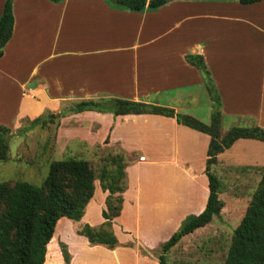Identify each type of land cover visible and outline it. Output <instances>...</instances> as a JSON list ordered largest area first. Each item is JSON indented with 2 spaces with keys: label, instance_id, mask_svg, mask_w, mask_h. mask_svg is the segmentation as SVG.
Segmentation results:
<instances>
[{
  "label": "crops",
  "instance_id": "0c3cea01",
  "mask_svg": "<svg viewBox=\"0 0 264 264\" xmlns=\"http://www.w3.org/2000/svg\"><path fill=\"white\" fill-rule=\"evenodd\" d=\"M5 2L0 0V16ZM11 9L12 35L0 57L2 127L18 129L21 120L41 118L66 103L108 100L166 107L209 124L212 102L202 74L185 60L186 55H200L221 99L222 123L234 126L245 118L264 129V0L250 5L238 0H168L158 8L140 11L119 6L115 0H12ZM72 115L92 120L87 126L106 133L112 149L138 147L125 144L132 140L141 144L146 139L141 128L155 126L160 133L156 147L163 148L168 136L172 150L168 159L150 164H183L191 169L197 164L193 174L203 185L198 201H189L191 207L178 218L171 215L182 202L153 205L155 215L149 220L141 219L138 201L135 240L156 248L179 227L183 214L198 215L204 210L209 193L205 176L209 137L160 115L114 116L95 111ZM121 127L122 135L116 136ZM263 145L237 140L218 154L217 164L238 161L233 155L237 146L264 150ZM147 160L139 157L141 163ZM84 216L88 217L85 212ZM119 218L112 225L121 243L124 232ZM165 224L172 228L150 242L152 226ZM148 260L158 264L154 255Z\"/></svg>",
  "mask_w": 264,
  "mask_h": 264
},
{
  "label": "rangeland",
  "instance_id": "374dc122",
  "mask_svg": "<svg viewBox=\"0 0 264 264\" xmlns=\"http://www.w3.org/2000/svg\"><path fill=\"white\" fill-rule=\"evenodd\" d=\"M71 105L72 103H66L59 109L45 113L41 117L39 125L32 128L28 127L30 120H21L18 129H10V132L6 134L11 136L7 142V157L0 161V183L4 182L9 187L18 181L40 185L48 173L49 165L56 161L84 160L95 172L97 179L95 178L94 181V197L85 210L88 217L84 216L79 222H73L66 218L58 221L55 233L47 246L45 264H149L147 259L152 255L158 260L162 244L152 248L142 241L135 240L138 205L136 203L139 201V205L141 204V219L149 220L155 215L152 209L153 205L164 202H182L171 215L178 218L186 208L191 207V205L187 206V203L194 199L198 201L202 193V181L193 174V171L197 170V164H194L192 169L183 164H177V166L150 164V161L168 159L172 150V147H169L171 142L168 136L164 137L163 148L156 147L160 144L156 139L160 133L155 131V126H150V130L141 128V134L146 137L141 144L134 140L125 144L128 148L136 145L138 147L131 149L115 147L112 149L108 146L109 144L107 145L106 133L99 132L97 127L91 130V127L87 126V122L92 120L80 119L73 117L70 113H63ZM51 115L54 117L51 118ZM241 119L243 120H238L237 126L255 124L253 120ZM236 125L230 126L228 122H221V133L225 134ZM21 128L27 129L22 131ZM123 129L124 127L118 128L116 136L122 135ZM132 132L137 135L135 128ZM202 136L208 138L207 135L202 134ZM235 153L238 161L243 163L247 159L249 161L253 159L251 161L253 163L240 164L234 159L230 160L229 164L220 165L218 163L212 166L211 171L222 185V191L219 193L223 203L222 210L218 216L212 218L208 225L192 235L183 237L172 247L173 249L166 255L165 264H223L233 230L261 183L264 171V150L237 146L233 155ZM141 155L148 159L147 162H139ZM118 159L123 165L126 190H128L122 194L125 204L123 206L124 202L122 201L121 211L117 217H120L118 222L122 226L124 240L121 243L117 240V234L111 224L110 231L115 237L116 243L112 248H109L98 243H91L87 236L81 235L79 232L84 226H88L95 232L104 222L102 211L107 209L106 200L109 192L103 190L100 177H106L107 174L114 172ZM227 167L232 171L226 169ZM222 168L225 169L224 172L220 171L223 170ZM105 179V184H109V180ZM125 192L127 195L124 198ZM167 192L169 194L164 195ZM135 193L138 195L137 198ZM112 198L113 205H118L116 195ZM109 214H111L110 211ZM190 215L194 214H183V220ZM85 218L89 222L85 221ZM168 227L169 224L160 228L153 225L150 230V242L172 228L171 225L169 229ZM136 242H140L139 245Z\"/></svg>",
  "mask_w": 264,
  "mask_h": 264
},
{
  "label": "trees",
  "instance_id": "16d2710c",
  "mask_svg": "<svg viewBox=\"0 0 264 264\" xmlns=\"http://www.w3.org/2000/svg\"><path fill=\"white\" fill-rule=\"evenodd\" d=\"M60 3L63 0H49ZM262 0H238L242 5L258 3ZM122 7L133 11L144 8H158L168 0H115ZM12 0H6L0 16V57L3 48L12 35L14 18ZM186 62L195 67L203 77V82L212 102L209 124L188 116L178 115L170 108L125 100L104 102H79L72 104L63 113H82L95 111L110 113L114 116L149 114L175 118L176 122L210 138L205 161V176L208 182V197L204 210L198 215L187 216L176 232L161 245L158 264H165L166 255L183 237L208 225L218 216L223 203L219 198L222 185L211 171L217 164L218 154L229 149L237 140L248 139L264 143V129L252 126H235L225 134L221 133V99L202 56L186 55ZM41 118L29 121L28 127L39 125ZM27 127V128H28ZM27 128H21L25 131ZM19 131V130H18ZM21 131V130H20ZM10 129L0 126V161L7 157V142ZM19 133V132H18ZM97 179L89 163L84 160H62L49 165L48 173L40 185L24 181L12 187L0 183V264H44L46 249L55 232L58 221L66 218L79 222L85 208L94 197V181ZM105 178L109 184H105ZM102 188L109 192L107 209L102 211L104 222L95 232L84 226L79 234L87 236L91 243L112 248L115 237L111 224L121 211L122 194L126 190L123 165L118 159L114 172L101 176ZM116 195L118 205H113ZM109 211L111 214H109ZM223 264H264V173L261 183L245 209L238 225L232 233L227 256Z\"/></svg>",
  "mask_w": 264,
  "mask_h": 264
},
{
  "label": "water",
  "instance_id": "95a60500",
  "mask_svg": "<svg viewBox=\"0 0 264 264\" xmlns=\"http://www.w3.org/2000/svg\"><path fill=\"white\" fill-rule=\"evenodd\" d=\"M50 117H51V118H53V117H54V115H51Z\"/></svg>",
  "mask_w": 264,
  "mask_h": 264
}]
</instances>
